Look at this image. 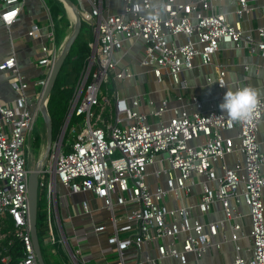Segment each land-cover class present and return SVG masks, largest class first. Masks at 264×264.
<instances>
[{"label":"built area","instance_id":"built-area-1","mask_svg":"<svg viewBox=\"0 0 264 264\" xmlns=\"http://www.w3.org/2000/svg\"><path fill=\"white\" fill-rule=\"evenodd\" d=\"M220 1L119 0L118 11L113 12V0H87L89 9L77 0L80 16L91 22L92 40L69 111L83 118L75 123L73 128L77 129L69 140L59 139L53 163L42 167L40 173L39 186H43L45 175L52 173L45 191V241H57L51 215L57 181L71 192L89 191L104 200L115 228L107 240L115 245L118 255L130 248L140 249L144 241L167 237L171 239L169 244H157L160 257H175L181 263L186 262L187 253L199 258L211 245L210 237L216 234L218 223H207L205 230L199 221L191 220L190 206L169 208L165 200L170 194L177 199L187 194L195 176L203 175L208 183L202 184L196 204L201 213L208 212L212 203L218 201L225 220L232 221L241 216L236 204L243 201L249 208L251 256L242 258L235 244L233 264H264V150L257 140L258 125L264 124V94L258 96L257 107L247 120L233 121L214 104L204 110L202 102L193 95L197 111L172 108L173 116L163 123L160 118L170 109L166 100L155 106L152 100L139 96L128 99L114 88L108 95L100 90L103 84L112 83L115 87L116 82L134 76L129 66H119L120 59H115L114 54L122 50L127 54L137 42L142 44L138 64L151 70L158 81L167 74L185 90L188 85L182 71L193 66L195 56L200 57L202 64L211 63L220 43H234L250 55L258 54L264 67V26L255 29V38L241 24L242 16L251 10L249 0H236L237 20L233 23L218 10ZM19 11L18 0H0V24H11ZM50 27L48 42L42 44V54L37 59L42 75L35 82L34 110L27 107L28 83L18 73L15 58L11 56L0 63V70L9 74V83L17 94L13 104L0 100V217L11 218L13 234L21 242L23 253L18 264H38L29 230V168L24 144L36 123L42 94L58 56L53 22ZM38 32V26L32 24L28 35L36 36ZM178 36H183L185 42L169 39ZM224 76L225 69L217 67L215 81L220 88V82L225 86ZM143 103L151 107L147 113L140 110ZM234 128L237 144L222 136L223 131ZM200 136L204 137L203 142L191 143ZM232 153H240L242 160L228 167L222 162ZM158 155L161 159H157ZM148 167L157 176L165 175L164 187L148 186ZM218 168L221 174L217 173ZM213 182L216 185H211ZM114 205L125 208V212L117 216ZM82 208L89 211L86 202ZM230 226V239L235 243L240 225L232 222ZM104 227L97 225L95 230ZM181 233L185 236L177 249L175 243ZM9 261V255L1 257L3 264ZM146 261L157 264L149 256ZM144 263L140 260L136 264Z\"/></svg>","mask_w":264,"mask_h":264},{"label":"crops","instance_id":"crops-1","mask_svg":"<svg viewBox=\"0 0 264 264\" xmlns=\"http://www.w3.org/2000/svg\"><path fill=\"white\" fill-rule=\"evenodd\" d=\"M58 1L61 2V7L64 9V21L62 23L67 22L69 24L61 32L60 37L56 38L54 34V44L59 55V48L63 47L72 34L74 19L65 2L63 0ZM70 1L77 5V0ZM179 1L187 2L189 0ZM82 3L85 9H89L90 6L87 0H82ZM119 3L114 4L113 12L118 11ZM50 4L49 0H18V5L20 6L18 18L9 25L0 24V63L11 56L15 58L18 73L28 83L25 95L29 110L35 109L34 94L37 91L35 82L42 75L37 59L42 54V44L48 42L47 34L51 29V22L55 24L50 14ZM249 5L251 10L248 14L242 16L241 24L244 30L251 31L256 38L255 29L264 26V0H249ZM237 6L236 0H222L218 3V10L225 13L228 21L233 23L237 20ZM81 20V29L83 23L88 24L91 28V22L88 19L81 17ZM32 24H36L39 28L36 36L28 35ZM86 32L88 31L86 30ZM84 35L88 36L87 34ZM169 39L175 43L185 42L183 36L170 37ZM86 40L88 45L92 38ZM127 44L124 43L126 47L128 46ZM141 47V42H137L127 50V54L124 53V50L114 54L115 59H120L119 66L127 65L134 73L132 78L116 82L114 89L128 99L133 96H139L142 99L152 100L155 106L160 104L162 100H166L170 109L162 114L160 119L163 123L168 122L173 116L172 108L186 109L189 113L197 111L198 109L192 102L193 95L197 96L202 102V108L206 110L211 104L216 105L219 109L218 104L221 102L227 87L249 85L257 90L258 96L264 94V67L262 66L261 57L258 54L250 55L244 48L238 47L234 43H220L218 51L209 64H202L200 57L195 56L193 58V66L182 71L181 76L188 85L186 90L175 84L167 74H164L162 80L158 81L151 70L140 66L137 60L141 56ZM219 66L225 69V86L223 88L218 87L215 81L217 67ZM9 78V74L6 71L0 70V100L4 104H13L17 96L9 83ZM145 103L142 104L140 110L147 113L151 107ZM37 118L42 119L39 109ZM148 121L152 122V119L148 117ZM42 123L45 125L43 119L38 126L35 123L32 131L27 136V146L29 147L30 145L29 148H31L32 142H36V149L41 151L42 154L35 165L37 162H41V166L45 167L47 164L45 159L53 141L47 152V134L45 133L44 138L42 135ZM35 130L38 144L33 135ZM31 136H33V139ZM222 136L231 138L235 144L238 143L237 128L223 131ZM263 139L264 124L260 123L258 125L257 140L262 150H264ZM203 141L204 137L200 136L191 143L198 144ZM30 154L31 152H29L27 160ZM157 159H161V156L158 155ZM237 160L241 161L242 155L240 153H232L226 155L222 163L232 167ZM163 165L166 167L167 162L164 161ZM261 171L264 173V164L261 167ZM147 172L146 182L151 189L157 186H165L164 174L159 176L153 174L151 167L147 168ZM217 173H222L220 168L217 169ZM204 182L208 183L205 176L196 175L194 184L190 187L187 194L181 195L179 199L170 194L165 200V204L169 208L174 205L190 206L191 220L199 221L204 225L205 230L207 223H218L217 232L210 237L211 245L204 254L197 258L193 253H187L186 262L181 263L175 257H160L158 255L157 244H169L171 239L167 237L144 241L140 249L130 248L124 251L121 256L118 255L115 245L110 244L107 240L110 235L114 234L115 228L111 219V211L105 207L104 200L89 191L71 192L55 181V205L51 215L57 241L55 243L45 241L48 247L47 252L50 254L51 264H76V261L79 264H119L120 261L123 264H136L140 260H144V264H150L149 261H146V256L155 259L157 264H233L237 254L235 244L240 248L239 254L241 257L248 259L251 256V221L248 206L243 201L236 204V209L241 216L232 221L225 220L223 208L218 201L212 203L208 212L201 213L197 209L196 204ZM211 185H216V183L213 182ZM115 196L113 195V201H115ZM83 202L87 203L88 212L83 210ZM231 204H233L232 201ZM124 212L125 208L114 205V213L117 216L122 215ZM232 222H237L240 225V229L237 231L238 239L235 243L230 239L232 233L230 224ZM97 225H104L105 227L103 230H95ZM63 232L66 235L73 255L70 254L68 246L63 239ZM184 236L185 234L183 233L178 236L175 243L177 249H180L181 240Z\"/></svg>","mask_w":264,"mask_h":264},{"label":"trees","instance_id":"trees-1","mask_svg":"<svg viewBox=\"0 0 264 264\" xmlns=\"http://www.w3.org/2000/svg\"><path fill=\"white\" fill-rule=\"evenodd\" d=\"M49 1L51 2L49 6L50 14L55 21L54 34L55 37L58 38L62 34L60 24L64 21V9L61 7V2L58 0ZM83 30L82 26V29L72 44L48 96L47 108L51 122L52 117L55 116L60 121L63 118V114H66L76 81L83 68L86 53L88 51L87 40L84 38L86 30ZM82 118V116L72 115L71 120L74 119V123H76L80 122ZM64 139L63 142H66V140L69 139V135L66 134ZM44 202L42 201L41 193H39L36 217L37 233L44 262L45 264H51L50 254L47 252L48 247L45 245L43 237V230L46 222ZM22 253L23 249L21 242L19 238L13 234V222L11 218L9 216L6 218L0 217V264H3L1 262V257L4 255L10 256V261L7 264H18Z\"/></svg>","mask_w":264,"mask_h":264},{"label":"water","instance_id":"water-1","mask_svg":"<svg viewBox=\"0 0 264 264\" xmlns=\"http://www.w3.org/2000/svg\"><path fill=\"white\" fill-rule=\"evenodd\" d=\"M67 6V8L70 10V12L73 15L74 23H73V31L70 37L66 40L65 44L63 45L61 52L57 56L51 73L48 77L46 86L44 88L43 94H42V99L40 102V112L42 119L45 123L46 126V134H47V152L50 148V144L52 142V124H51V119L46 107V103L48 100V96L50 94V91L55 83V80L58 76V73L68 55V52L74 43L75 39L77 38L80 29H81V16L80 12L77 8V6L72 3L70 0H63ZM70 111L67 114L66 120L64 121V126L61 132V137L63 135L64 128L67 125V122L70 118ZM42 170L41 162H37V164L29 169V174H28V187H27V196H28V204H29V230H30V235H31V240L33 243L34 251L36 254L37 262L38 264H45L44 259L42 257L41 253V248H40V243L38 239V233H37V202H38V196H39V182H40V173ZM63 239L68 246L69 252L71 255H73L72 251L69 248L68 245V240L66 238V235L64 232L62 233ZM76 264H79L76 261Z\"/></svg>","mask_w":264,"mask_h":264},{"label":"rangeland","instance_id":"rangeland-1","mask_svg":"<svg viewBox=\"0 0 264 264\" xmlns=\"http://www.w3.org/2000/svg\"><path fill=\"white\" fill-rule=\"evenodd\" d=\"M113 3L114 4H118L119 3V0H113ZM69 24L67 23V22H65V23H61V25H60V28H61V31H63L65 28H66V26H68ZM69 28H70V26H69ZM72 28V27H71ZM83 31H85V30H87L88 32H86V34L88 35V36H85V38L86 39H89V38H92V34H91V28H90V26L88 25V24H86V23H83ZM61 49L62 48H59V51L61 52ZM78 80V79H77ZM77 82V81H76ZM113 84L112 83H107V84H103L102 86H101V93L103 94V95H108V94H111L112 93V91H113ZM74 92V91H73ZM98 99H99V101H101V96H98ZM47 106V105H46ZM69 108H70V102H69V106H68V110H67V112H66V114H63V120L61 119L60 121L54 116V117H52V122H51V124H52V145H51V148H50V151H49V153H48V155H47V157H46V159H45V161H47L46 163H47V167L48 166H51V164L53 163V157H52V155L54 154V152L56 151V149H57V143H59V139H61L62 138V141H64L65 139H64V137L66 136V134H68L69 135V138H70V136L76 131V129H77V126H76V128H73L74 126H75V121H74V119H72L71 120V117H72V115L70 116V118H69V120H68V122H67V125H66V127L64 128V131H63V135H62V137H61V132H62V129H63V124H64V121L66 120V117H67V114H68V111H69ZM47 110H48V108H47ZM41 118H37V122H36V125L38 126V124H39V122H41ZM71 121V122H70ZM41 126H42V128H43V130H42V135H43V137L45 138V133H46V129H45V125H43V123L41 124ZM33 135H34V138H36V140H37V144H38V138L36 137V130L33 132ZM33 136H31V138H32ZM33 139V138H32ZM27 140H26V142H25V144H24V153H25V156H26V158L28 157V155H29V152H31V154H30V157H29V159L27 160V165H28V168L29 169H31V168H33L34 166H35V163H36V161L38 160V158L41 156V154H42V152L41 151H39V150H37L36 149V142L34 143V142H32L33 144H32V147L31 148H29L30 147V145H29V147L27 146ZM52 173H50V175H51ZM47 181H49V173H47L46 175H45V179H44V182H43V186H39V193H41V197H42V201L45 203V206H46V192H45V188H46V182ZM43 189V191H41ZM43 237H44V240H45V238H46V236L43 234ZM46 245V244H45Z\"/></svg>","mask_w":264,"mask_h":264},{"label":"clouds","instance_id":"clouds-1","mask_svg":"<svg viewBox=\"0 0 264 264\" xmlns=\"http://www.w3.org/2000/svg\"><path fill=\"white\" fill-rule=\"evenodd\" d=\"M220 85L224 87L223 82H220ZM258 101L255 88L249 85H237L226 88L218 107L233 121L247 120L252 117Z\"/></svg>","mask_w":264,"mask_h":264},{"label":"bare ground","instance_id":"bare-ground-1","mask_svg":"<svg viewBox=\"0 0 264 264\" xmlns=\"http://www.w3.org/2000/svg\"><path fill=\"white\" fill-rule=\"evenodd\" d=\"M43 146V145H42Z\"/></svg>","mask_w":264,"mask_h":264}]
</instances>
